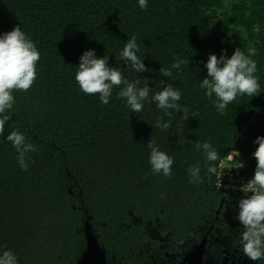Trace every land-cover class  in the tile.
Here are the masks:
<instances>
[{"label": "trees", "instance_id": "16d2710c", "mask_svg": "<svg viewBox=\"0 0 264 264\" xmlns=\"http://www.w3.org/2000/svg\"><path fill=\"white\" fill-rule=\"evenodd\" d=\"M14 26L35 43L40 58L27 91L13 90L11 119L0 134V245L18 264H77L87 246L86 221L107 264H179L205 239L203 264H264L239 250L235 219L239 199L249 195L217 185L219 163L236 149L248 180L253 140L264 136V0H0V32ZM135 35L151 72L123 70L129 81L149 77L152 91L171 83L189 110L171 125L155 104L130 113L114 88L107 105L84 94L74 80L79 56L88 49L108 55L110 67L126 39ZM239 48L256 61L260 93L238 95L217 113L198 81L210 53L219 58ZM182 70L163 77L177 58ZM119 67L126 66L119 62ZM199 69V70H198ZM18 130L37 151L22 171L4 135ZM172 156V176L152 174L147 142ZM218 152L215 175L206 174L195 142ZM199 162L203 182L189 183L187 168Z\"/></svg>", "mask_w": 264, "mask_h": 264}, {"label": "clouds", "instance_id": "9594fccd", "mask_svg": "<svg viewBox=\"0 0 264 264\" xmlns=\"http://www.w3.org/2000/svg\"><path fill=\"white\" fill-rule=\"evenodd\" d=\"M136 2L140 9L148 6V0ZM139 51L137 38L133 35L126 39L123 47L118 50V55L114 57L118 62L117 66L110 67L108 55L97 56L95 50H85L78 58L74 80L80 91L84 94H95L99 102L105 105L109 103L114 88H118L116 98L124 102L130 113L140 112L145 104H155L169 119H157L151 126L166 130L171 125L174 113H181L186 120L190 115L189 110L179 103L182 93L171 83L161 81L162 88L152 91L149 77L137 75L136 79L129 81L123 76L125 69H130L136 74L152 71L143 63L144 58L138 55ZM255 54V48L250 47L245 55L237 47L230 56H226L222 50L219 58L215 53H210L203 62L206 74L198 81V86L206 97H215L212 103L218 114L223 115L227 105L238 95L252 97L260 93V86L254 75L257 70L256 61L250 58ZM39 58L35 43L19 26L0 32V134H4L5 124L11 119L7 110L12 109L15 103L12 91H27L32 86L36 79V64ZM119 62L126 67L121 69ZM188 63L187 57H177L169 68L160 67L159 73L163 77H172L173 70L179 72L182 66H187ZM4 141L10 143L15 150L19 168L27 171L29 154L37 151L36 146L28 142L25 135L18 130L4 135ZM253 144L256 145L251 153L256 162L253 175L240 186L242 192L250 194L237 202L235 219L242 228L239 237L240 252L248 260L257 262L264 260V136H257ZM146 146L149 149L148 164L152 174L171 177L174 163L172 156L160 150L159 145L152 139ZM193 147L204 157L206 174L215 175L217 169L214 162L218 159L215 147L208 141L195 142ZM233 155L240 156V153L233 149ZM186 171L189 183L203 182L199 162L190 165ZM0 264H18L16 255L3 245H0Z\"/></svg>", "mask_w": 264, "mask_h": 264}, {"label": "water", "instance_id": "95a60500", "mask_svg": "<svg viewBox=\"0 0 264 264\" xmlns=\"http://www.w3.org/2000/svg\"><path fill=\"white\" fill-rule=\"evenodd\" d=\"M87 246L77 260V264H107L104 250L100 247L88 222L86 221ZM205 239L187 252L179 264H203V249Z\"/></svg>", "mask_w": 264, "mask_h": 264}, {"label": "built area", "instance_id": "2783aa9c", "mask_svg": "<svg viewBox=\"0 0 264 264\" xmlns=\"http://www.w3.org/2000/svg\"><path fill=\"white\" fill-rule=\"evenodd\" d=\"M242 166L234 159L233 150L219 163L217 185L223 189H237L247 179L241 173Z\"/></svg>", "mask_w": 264, "mask_h": 264}]
</instances>
